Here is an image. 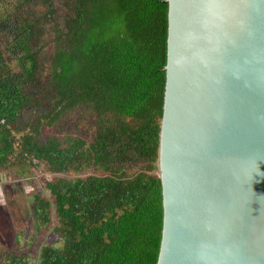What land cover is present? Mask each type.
I'll return each mask as SVG.
<instances>
[{
	"label": "trees",
	"instance_id": "obj_1",
	"mask_svg": "<svg viewBox=\"0 0 264 264\" xmlns=\"http://www.w3.org/2000/svg\"><path fill=\"white\" fill-rule=\"evenodd\" d=\"M10 2L14 7L0 20V171L19 160L51 173L41 222L51 207L53 233L63 241L59 248L44 246L39 264H156L167 2ZM48 33L54 36L47 69L53 104L44 114L36 111L34 83L45 71ZM76 106L95 114L89 144L40 140L44 125ZM86 168L102 173L71 177ZM0 264L27 263L8 251Z\"/></svg>",
	"mask_w": 264,
	"mask_h": 264
},
{
	"label": "water",
	"instance_id": "obj_2",
	"mask_svg": "<svg viewBox=\"0 0 264 264\" xmlns=\"http://www.w3.org/2000/svg\"><path fill=\"white\" fill-rule=\"evenodd\" d=\"M156 264H264V0H165Z\"/></svg>",
	"mask_w": 264,
	"mask_h": 264
},
{
	"label": "rangeland",
	"instance_id": "obj_3",
	"mask_svg": "<svg viewBox=\"0 0 264 264\" xmlns=\"http://www.w3.org/2000/svg\"><path fill=\"white\" fill-rule=\"evenodd\" d=\"M12 6L14 7V2L0 0L1 21ZM53 37L52 33L46 35L45 55L43 52L41 56L45 71L34 83V95L39 100L36 111L44 114L53 104V93L48 86L47 72ZM95 119V114L90 109L76 106L63 111L53 124L44 125L40 140L52 137L60 141L66 138H79L89 144L94 134ZM86 173L102 172L95 168H86L70 175L77 177ZM51 178V173L47 172L44 165L33 167L19 160H12L7 169L0 171V261L8 251H12L19 253L27 264H39L40 252L44 246L54 248L61 246L62 238L53 233L57 221L52 208L47 209L50 212L48 220L41 222L40 216L45 208L42 201H49L46 183Z\"/></svg>",
	"mask_w": 264,
	"mask_h": 264
},
{
	"label": "bare ground",
	"instance_id": "obj_4",
	"mask_svg": "<svg viewBox=\"0 0 264 264\" xmlns=\"http://www.w3.org/2000/svg\"><path fill=\"white\" fill-rule=\"evenodd\" d=\"M35 169V168H34Z\"/></svg>",
	"mask_w": 264,
	"mask_h": 264
}]
</instances>
